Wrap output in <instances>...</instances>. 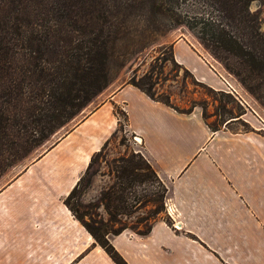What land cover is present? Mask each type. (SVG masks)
<instances>
[{
    "label": "crops",
    "instance_id": "crops-1",
    "mask_svg": "<svg viewBox=\"0 0 264 264\" xmlns=\"http://www.w3.org/2000/svg\"><path fill=\"white\" fill-rule=\"evenodd\" d=\"M187 55L174 48L175 61L199 74L198 57ZM115 108L173 210L171 226L156 219L144 236L125 230L109 238L123 260L264 264V139L222 140L196 110L177 113L127 83L0 191V264H114L63 200L115 132Z\"/></svg>",
    "mask_w": 264,
    "mask_h": 264
},
{
    "label": "trees",
    "instance_id": "trees-1",
    "mask_svg": "<svg viewBox=\"0 0 264 264\" xmlns=\"http://www.w3.org/2000/svg\"><path fill=\"white\" fill-rule=\"evenodd\" d=\"M192 1L0 0V176L111 85L110 62L120 42L133 36L132 48H147L160 28L159 21L165 19L171 21L166 30L177 26L190 30L264 108V33L249 10L254 0H197L201 12L179 22L178 6ZM127 84L170 107L140 84ZM123 117L126 125L125 113ZM98 153L90 158L63 204L114 264H127L109 238L125 230L144 236L156 219L170 226L164 215L167 190L146 159L130 152L109 163L112 183L96 201L82 204L80 197L90 183V164ZM145 184L149 192L138 194L134 188ZM146 204L154 209L143 220L142 230L122 225L121 217Z\"/></svg>",
    "mask_w": 264,
    "mask_h": 264
},
{
    "label": "rangeland",
    "instance_id": "rangeland-1",
    "mask_svg": "<svg viewBox=\"0 0 264 264\" xmlns=\"http://www.w3.org/2000/svg\"><path fill=\"white\" fill-rule=\"evenodd\" d=\"M178 7L179 22H185L186 16L201 12L202 4L193 0ZM249 10L257 16L260 30L264 33V0L252 1ZM170 22L169 19L159 21L160 28L155 35H152L151 45L145 49L131 47L133 36L120 42L119 49L116 50L110 62L111 85L43 145L34 148L27 157L7 168L0 176V191L22 173L30 171L31 166L47 155L75 125L91 113L105 95L128 82L140 84L143 89L149 90L154 98L165 101L176 112L186 113L196 110L206 127L215 128L217 131L208 129L211 132H217L222 140L244 139L250 135L264 139L262 128L264 108L201 46L194 34L185 26L166 30ZM174 48L176 51L188 54L187 56H197V62L202 66L201 72L194 75L186 67L177 63L174 59ZM116 112L117 128L106 146L100 149V153L92 159L88 172L90 183L80 197L82 204L96 201L100 191L112 183V178L108 175V165L112 160L130 152L139 154L142 152L140 141L126 129L124 112L120 108H117ZM149 188V185L145 184L136 186L134 189L140 194L148 193ZM167 201L166 193L164 215L171 222L170 214L173 210L171 206H167ZM153 209V205L146 204L132 215L121 217V223L136 231L142 230L146 225L143 220L148 218ZM100 214L105 218L101 210Z\"/></svg>",
    "mask_w": 264,
    "mask_h": 264
},
{
    "label": "built area",
    "instance_id": "built-area-1",
    "mask_svg": "<svg viewBox=\"0 0 264 264\" xmlns=\"http://www.w3.org/2000/svg\"><path fill=\"white\" fill-rule=\"evenodd\" d=\"M229 89H231L232 91H234V92H236L232 87H229ZM229 91V90H228ZM230 92V91H229ZM232 94V93H231ZM262 128H263V130H264V124H262ZM261 128V129H262Z\"/></svg>",
    "mask_w": 264,
    "mask_h": 264
}]
</instances>
